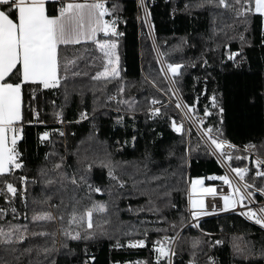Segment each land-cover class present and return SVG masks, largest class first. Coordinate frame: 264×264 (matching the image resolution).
<instances>
[{
	"label": "trees",
	"instance_id": "obj_1",
	"mask_svg": "<svg viewBox=\"0 0 264 264\" xmlns=\"http://www.w3.org/2000/svg\"><path fill=\"white\" fill-rule=\"evenodd\" d=\"M120 3L125 9L123 15L128 21L127 24L121 25L124 36L121 38L119 49L124 92L117 94V81L109 82L105 86L101 82L92 81L88 76L74 78L70 87L76 91L67 103L64 101L62 90L45 91V97L49 101L55 100L56 105H41L42 118L47 120L50 129L63 128L66 136H54V147L39 144L37 132L43 131L44 127H26L25 137L19 142L26 167L17 169L9 179L22 188L18 177L28 175L30 183L26 193H23L25 198H14L8 207V214L0 217V227H5L7 221L28 225L30 230L56 232L57 251L54 258L57 264H82V261L87 259L84 254L85 245L88 255L95 256L94 264H114L116 261L124 263L128 260H150L151 264H156L151 244L147 248H115L112 246L115 239L109 235H97L90 241L66 240L59 234V223L42 222L40 225H34L31 222L35 210H53L54 214H57L54 209L55 205L59 204L61 195L42 181L31 182L38 175V169L45 165V153L55 150L64 155L69 165L67 171L71 173L78 166L76 150L86 147L90 158L95 161L88 174V183L103 189L101 193H90L91 201L107 203L112 225L103 227L108 229L112 236L117 235L113 229L118 222L135 238H139L137 233L144 228L149 230L150 241L161 239L165 235L178 236L172 264H189L193 260L195 264H211L208 256H213L216 264H264V258L259 255V248L264 243V229L247 220L239 212L206 216L198 221L199 227L189 223V178L205 177L210 180L209 177L222 176L224 171L192 127L191 135H181L171 129L168 118L172 117L179 122L182 116L175 105L166 103L163 97L169 95L175 100V96L169 91V82L159 71L161 63L155 49L157 44L164 61L182 62L186 65L182 78L176 84L178 93L186 104L195 103L198 113H203L204 106L209 105L212 115L207 117V124L219 127L223 138L239 147L232 151L234 158L231 163L233 167H243L247 164V159L235 157H247L244 145L255 144L257 149L264 153V98L257 99L258 94L264 92V88L259 87L261 82H264V46L260 43L259 21L254 22L249 33H246L250 43L242 42L237 36L228 41V48L217 47L226 37L223 34L211 36L216 13L212 9L196 7V0H153L150 19L154 28L151 35L148 34L147 26L136 19L138 0H120ZM215 23L223 26L219 20ZM93 51L97 57L95 63L99 64L101 54L98 50ZM229 51L239 52L236 58L238 63L227 58ZM202 55L208 59L210 67L201 66L199 58ZM190 62H194L196 67H192ZM152 81H155V85ZM213 92L217 94L220 105L224 108L222 114L211 108L210 101L206 99V96H211ZM113 94L116 95L117 101L108 99V96ZM196 97H199L198 102ZM153 98L161 101L159 106L162 115L150 119V114H146L145 110L150 107ZM124 100L136 106L134 113L128 110L126 104L119 103ZM60 105H63L66 121L64 125L54 116V111H59ZM85 109L88 119L77 123L80 111ZM118 116L123 117L122 124H117ZM94 126V138L89 139ZM133 136L136 137L135 141L132 140ZM82 141L86 144H82ZM124 141L128 143L125 144ZM186 149L190 151L187 163H184L181 157L186 154ZM170 150L174 155H169ZM106 153L110 154L111 160L117 164L116 174L126 181L123 188L108 176V169L100 165V160L105 158ZM249 169L246 178L254 182L255 186H264V180L254 176L255 168L251 164ZM145 173L149 177L153 174L164 176L165 182L171 185L169 199L177 208L163 207L160 200H155V206L161 207L166 221L160 220V213L148 210V195H141L137 191V187L148 191L149 188L155 187V182L133 186V179L145 181ZM212 182L217 183L219 179ZM85 191L76 192L77 198L84 196ZM71 194L70 185L67 195ZM49 197L51 199L48 203L53 205V209L48 208V203H40ZM7 203L0 194V208L5 207ZM87 204L89 200L85 197L77 207ZM12 207L17 209L15 218L11 214ZM140 208L144 211H137ZM59 211L64 212L65 209L61 208ZM67 211H71V203H68ZM96 216V222L101 223L100 214ZM181 217L183 223L180 222ZM173 223L177 225L175 229L171 228ZM119 239L126 243V237L120 235ZM216 239H221L224 243L215 245ZM194 240L208 243H201L198 248L193 249ZM65 242L68 244L67 249L62 246ZM241 242L255 244V254L247 257L238 254L233 244ZM50 243L51 237L47 236L30 237L28 240V244L40 246ZM209 244L212 246L209 247ZM71 250H74V253ZM39 259L42 261L43 257ZM162 264H166V261Z\"/></svg>",
	"mask_w": 264,
	"mask_h": 264
},
{
	"label": "snow or ice",
	"instance_id": "obj_2",
	"mask_svg": "<svg viewBox=\"0 0 264 264\" xmlns=\"http://www.w3.org/2000/svg\"><path fill=\"white\" fill-rule=\"evenodd\" d=\"M153 0H138L136 19L142 21L147 26L149 35L152 34L154 25L151 23ZM196 7L208 8L215 11L213 20V35L223 34L226 39L217 47L228 48V41L238 38L244 43H250L249 33L254 26V22L260 23L261 45L264 46V0H196ZM187 9V6H186ZM125 9L120 0H0V194L8 203L0 208V217L8 214V207L12 204L14 198H25L27 186L30 183L28 175L18 177L20 185L18 187L12 182L11 177L17 169L26 167L24 153L20 151L19 142L25 137V129L29 126H43L44 130L37 132V142L44 145H53L54 136L65 137L66 132L63 128L50 129L47 126V120L42 118L43 108L41 105L51 103L56 105L55 100L49 101L45 97V91H61L65 103L68 102L71 95L76 91L70 87L74 78L88 76L92 81L101 82L107 85L109 82L117 81V94L123 93L125 88L123 84L120 43L124 32L121 30L122 24L128 21L123 15ZM219 20L222 27L215 23ZM242 30V31H241ZM235 33V35H230ZM186 42V41H185ZM78 46V47H77ZM93 50H98L99 64ZM243 49L241 48V51ZM163 55V54H162ZM239 52H228L227 58L234 62ZM201 66H208L209 61L203 55L199 58ZM192 67H196L194 62H190ZM84 67H81V65ZM91 69V71H89ZM186 65L182 62L161 61L159 71L163 73L164 78L169 82L172 95L176 97L175 107L179 109L183 116L194 124L197 128V134L201 141L207 146L210 154L217 157L218 162L223 164L229 162V168L238 182L234 183L228 174L219 177H209V179H220L232 190L231 195H222L223 207L220 211L234 209L239 204L246 211H241L240 215L246 216L249 220H254L257 225L264 228V207L260 209L250 208L244 205V201L249 203L253 201V192L248 191L255 187L254 182L246 178L250 169L248 167H231L233 155L231 151L236 150L237 146L223 138L222 130L213 125L205 124L207 117L212 115L209 105L203 108V116H200L196 104H185L181 101L176 87L178 81L182 78ZM199 79V78H197ZM207 79V77H205ZM155 85V81H152ZM264 88V82L259 85ZM165 91L164 89H160ZM206 91V85L205 89ZM167 94V93H165ZM82 95V93H81ZM264 98V92L258 94L257 99ZM109 100L115 99L109 95ZM210 101L211 108L217 109L219 114L224 112L220 101L215 92L211 96H206ZM199 101V97H196ZM128 106L131 112L136 111V106L129 101H119ZM161 101L153 98L150 107L145 111L150 114L149 118H156L162 115L160 106ZM59 111H54V116L61 125L66 123L63 115V105L59 106ZM88 119L87 110L79 113L76 121ZM94 119V117H93ZM170 127L181 135H191V127L185 128L184 119L178 123L176 119L169 117ZM117 124H122L123 117L118 116ZM223 122L221 116V123ZM67 123H72L67 121ZM93 134L89 139L94 138ZM162 135V134H161ZM133 136L132 140L135 141ZM86 144L85 141L81 142ZM119 144L120 142L117 141ZM125 144L128 141H124ZM264 148V146H262ZM228 149V150H226ZM246 152H256L254 160V176L264 180V153L257 149L255 144L244 145ZM181 157L184 163H187L188 152ZM75 155L78 158L77 169L71 173L67 171L69 165L64 155L54 151L46 152L44 156L45 165L38 169V175L31 180L32 183L42 181L44 185L60 192L59 204L55 205L53 210H35L31 216V222L34 225H40L42 222L59 223L61 228L59 234L64 238L74 241L94 240L97 235H109L115 239L112 245L115 248H147L151 244V251L155 253L156 264H172V257L176 255L175 245L178 243V236L165 235L161 239L149 240V230L144 228L138 232L139 238L126 230V227L120 226L119 222L113 231L117 233L112 236L108 229L103 225H112L109 218V207L103 201H91L90 193H101L100 187H95L88 183V174L94 167L95 161L88 154L87 148L77 149ZM169 155H174L170 150ZM236 159H247V157H235ZM51 165L50 167L48 165ZM100 165L108 169V176L117 181L120 188H123L126 181L116 174L117 164L114 163L110 154L106 153L105 158L100 160ZM147 168V164L144 165ZM175 175V173H173ZM145 181L133 179V186L143 185L146 182L150 185L155 182L154 188L144 191L137 187L141 195L149 197V211L160 213V220L166 221L161 207L155 206V200H160L163 207L177 208L169 197L171 185L165 182V177L161 175L147 176ZM205 177L189 178L190 185L188 203L191 207L190 215L197 221L196 227H199L198 220L202 216L208 215L203 196L199 199L193 198L199 191L202 194L217 195V189L214 186H204ZM242 182V183H241ZM72 187V194L68 196L69 186ZM84 196L77 198L76 192L84 191ZM258 191L264 193V188H258ZM87 197L89 204L81 205L82 200ZM155 198V199H154ZM40 203H48V200ZM71 203V211H67L68 203ZM48 208L53 209V205L48 203ZM64 208V212L59 210ZM131 211L132 209L129 208ZM137 211H144L143 208ZM212 211H217L215 205H212ZM17 209L11 208V214L15 218ZM96 214H100L101 223H97ZM67 217V218H66ZM27 218V217H25ZM183 223V217L180 220ZM75 225L76 227H72ZM176 224H171L175 229ZM126 237V243H122L119 236ZM210 235V234H208ZM51 237L49 245L40 246L28 244L30 237ZM56 232H47L40 230H30L28 225L14 224L6 221L5 227H0V264H57L54 254ZM201 243L207 244V241L194 240L193 249L199 247ZM224 241L216 239L215 245L223 244ZM68 248L67 242L62 245ZM209 247L212 245L209 244ZM233 247L238 254L251 256L257 251L256 245L251 242L234 243ZM74 253V250H71ZM84 254L87 259L82 264H94L95 256L88 255L87 245L84 248ZM259 255L264 258V243L259 248ZM43 257L41 261L39 258ZM211 264H216L213 256H208ZM114 264H120L119 261ZM124 264H151L150 260H128ZM189 264H195L190 261Z\"/></svg>",
	"mask_w": 264,
	"mask_h": 264
},
{
	"label": "built area",
	"instance_id": "obj_3",
	"mask_svg": "<svg viewBox=\"0 0 264 264\" xmlns=\"http://www.w3.org/2000/svg\"><path fill=\"white\" fill-rule=\"evenodd\" d=\"M112 96L115 97V99H113V100L117 101L116 95L113 94ZM175 101H176V97H175V100L174 101H171L170 100L169 102H172L175 105ZM181 101L186 104V102L182 99V97H181ZM179 112L181 113L182 119H184V125L186 126V128L192 127L196 131V133H197L196 126L194 124H190V122L183 116V113L180 110H179ZM199 115L200 116H203V113H199ZM205 124H207V120H205ZM237 149H239L238 146H237ZM226 150H228V149H226ZM228 151H231V153H232L233 150H228ZM246 153H247V164L245 166H243V167H248L249 168V164H251L255 168L254 160H255V157H256L257 153L255 151L252 152V153H249V152H246ZM215 158L217 159L216 156H215ZM219 164L221 165V167H222V169L224 171V174H228L229 175V178L230 179H233V182L234 183L238 182V178L235 177V174L232 173L231 170H230V168H229V162H224L223 164H221L219 162ZM231 167L232 168H235V167L232 166V163H231ZM214 187L217 189V195H215V196L210 195V194H198L197 195L199 198L201 196H203V199L205 201V207H206V209H207V211L209 213L206 216H213V215H218V214L220 215L221 213H224V212H233V213L234 212H239L240 213L241 211H246L247 210V208H243V207H241V205L238 204L236 206V208H234V209H228L227 211H220L219 209H221L223 207L222 195H231L232 194V190L228 187V185H225L223 183V181L217 182L214 185ZM258 188H264V186H255V187H253L251 189H248V191H252L253 192V201L251 203H249L248 200H245L243 202L244 205H247V207H250V208H255L257 210L260 209L261 207H264V193L258 191L257 190ZM212 205H215L217 211H215V212L212 211ZM188 207H189V215H190L191 207H190L189 203H188ZM206 216L200 217L199 220L202 219V218H204V217H206ZM242 216H244V215H242ZM244 217L247 220H249L246 216H244ZM249 221L255 223L254 220H249ZM190 223L195 225L197 223V221L194 220L192 218V216H191V222ZM258 226H260V225H258Z\"/></svg>",
	"mask_w": 264,
	"mask_h": 264
},
{
	"label": "rangeland",
	"instance_id": "obj_4",
	"mask_svg": "<svg viewBox=\"0 0 264 264\" xmlns=\"http://www.w3.org/2000/svg\"><path fill=\"white\" fill-rule=\"evenodd\" d=\"M211 36H214L213 35V32H212V35ZM208 39H211V38H208ZM208 47V46H207ZM213 47H215V44H214V46ZM155 49H156V53H157V56H158V58H159V60H160V63H161V61L163 60V56H162V54L160 53V49L158 48V46H157V44H155ZM164 61V60H163ZM170 88V87H169ZM178 95H179V97H180V99H181V96H180V94L178 93ZM164 97V99L167 101L166 103H172V102H169L170 100L171 101H173L172 100V98H170V96L168 95V97L167 96H163ZM158 106V105H157ZM185 126V125H184ZM185 128H186V126H185ZM219 177V176H218ZM218 179V178H217ZM212 181H214V179H210V180H206V178H205V180H204V186L205 187H211V186H214L216 183H213ZM220 181H222V180H220L219 179V182ZM189 192H190V185H189ZM198 194H202V193H200L199 191H197L195 194H194V196H193V198H195V199H199V197L197 196ZM188 199H189V197H188ZM190 222H191V220H190ZM189 222V223H190ZM191 224V223H190ZM120 264H124V263H120Z\"/></svg>",
	"mask_w": 264,
	"mask_h": 264
}]
</instances>
